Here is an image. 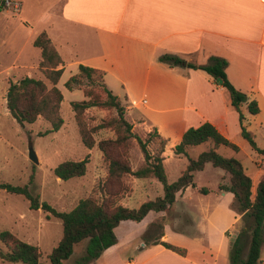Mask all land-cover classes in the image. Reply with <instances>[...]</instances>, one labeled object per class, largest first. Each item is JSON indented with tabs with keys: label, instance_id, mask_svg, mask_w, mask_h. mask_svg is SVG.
Wrapping results in <instances>:
<instances>
[{
	"label": "crops",
	"instance_id": "0c3cea01",
	"mask_svg": "<svg viewBox=\"0 0 264 264\" xmlns=\"http://www.w3.org/2000/svg\"><path fill=\"white\" fill-rule=\"evenodd\" d=\"M16 1L23 16L16 15L19 12L5 16L6 33L0 36V74L10 75V81L24 75L35 77L32 70L38 69L40 49L33 40L45 31L62 58L59 67L63 71L69 66L77 72L79 64L102 70L106 86L126 99L128 114H135V127L156 130L166 139L162 152L166 170L167 160L184 156L175 155L173 147L185 130L204 122L240 148L247 142L241 136L239 114L228 91L204 70L187 66L188 62L206 64L210 56H219L227 61L228 80L247 97L240 105L242 124L253 134L257 146L264 147V0H52L37 21L42 23L40 27L26 18L24 4L28 0ZM165 53L183 58L184 63L170 66L160 62L158 57ZM251 100L257 103L256 114L248 112ZM199 145H204L203 151L214 147L209 142ZM193 147L187 150L189 157ZM253 156L245 163L232 157L241 161L255 185L264 173V155L256 152ZM187 163L178 170L179 176ZM146 179L147 185L155 184L154 178ZM192 189L199 187L196 183L188 186L176 194L174 202L179 200L185 207L184 199L190 197L187 192ZM128 196L121 204L131 207ZM216 196L219 203L199 207L201 219L192 220L193 230L174 229L164 222L160 239L184 248V255L159 243L144 242L143 234L151 222L166 216L165 211L151 210L139 222L120 221L114 228L116 243L97 259L100 264H113V259H118L117 248L133 236L140 243L132 264H229L230 243L242 220L229 208L231 192L220 190ZM263 248L264 242L257 264H264ZM246 251L247 246L244 255Z\"/></svg>",
	"mask_w": 264,
	"mask_h": 264
},
{
	"label": "trees",
	"instance_id": "16d2710c",
	"mask_svg": "<svg viewBox=\"0 0 264 264\" xmlns=\"http://www.w3.org/2000/svg\"><path fill=\"white\" fill-rule=\"evenodd\" d=\"M1 3L0 0V8ZM33 45L40 49L38 69L48 83L40 78L27 75L16 81H10L5 96L6 108L18 123H31L38 117H42L50 123L49 131H58L63 124L60 114L63 94L56 86L63 71V68L59 67L62 64V58L45 31L35 36ZM158 60L170 66H180L184 61L183 58L168 53L160 55ZM187 66L204 70L214 81L221 79L220 85L228 91L231 105L239 114L241 136L254 151L264 155V147L257 146L253 134L242 124L243 115L240 105L247 100V97L228 80L225 72L226 59L212 55L206 64L197 65L188 62ZM103 76L102 70L79 64L77 72L64 82L68 90L85 87L84 95L89 97L71 102L81 142L85 147L91 149L95 144L90 130L86 129L83 121L85 109L100 106L113 108L116 111L115 116L92 128V131H95L101 127H111L115 132L114 139L102 140L97 144L107 162V174L99 187V192L103 194V197L99 199L95 195H90L79 199L70 210L58 211L47 202L40 201L37 195H33L28 185L0 182V190L22 195L29 201L30 209H42L60 219L62 234L48 254L47 264H63V261L73 253L74 246L83 240H87L83 254L77 257L73 264H90L106 248L116 243L114 228L120 221L139 222L151 210L166 211L174 203L178 192L184 191L188 186H195L194 173L202 170L206 163L221 168L225 172L228 181L219 184V190L232 193L233 198L229 208L240 215L242 220L237 236L230 243L229 264H257L260 259V248L264 242V173L254 185L239 159L222 156L215 150L217 146L222 145L237 152L239 147L223 136L211 123L204 122L197 127L186 129L181 140L173 147V153L186 156L188 163L175 181L168 182L162 156L166 139L160 137L156 130L147 133L149 136L147 140H143L134 133L132 123L124 116V106L120 98L106 86ZM89 86H99L105 93V98H100L88 88ZM247 109L250 114H256L259 110L255 100L247 103ZM151 135L159 139L160 148L156 153L150 152L147 148ZM133 140L137 142L143 156L142 162L136 168H132L128 161V150ZM208 142L214 147L202 151L195 158L188 156L187 150L190 147ZM87 158L64 160L54 167L53 173L61 180L83 176L86 171ZM125 175L158 180L162 185V195L146 200L135 208L118 203L117 201L129 190V186L123 182ZM198 190L207 193L206 188ZM163 226L162 220L152 221L143 234L144 242L159 243L179 255H184L186 253L184 248L160 239L163 236ZM151 229L154 232L150 233ZM156 231L158 232L155 233ZM148 238L153 239L148 241ZM0 241L6 247V251L0 250L1 260L12 263L45 264L40 261L41 251L37 245L21 240L11 231L1 230ZM245 246H247V251L244 255Z\"/></svg>",
	"mask_w": 264,
	"mask_h": 264
},
{
	"label": "rangeland",
	"instance_id": "374dc122",
	"mask_svg": "<svg viewBox=\"0 0 264 264\" xmlns=\"http://www.w3.org/2000/svg\"><path fill=\"white\" fill-rule=\"evenodd\" d=\"M51 2L52 0H28L24 4L27 20L31 24L40 27L42 23H37V21L41 18L43 10ZM0 9H2L0 13V36H2L6 33L4 31L3 18L5 16L8 17L10 14L12 15L13 12L2 5ZM5 10H8L9 13L7 14ZM16 15L23 16L20 12ZM2 61H6V58ZM39 71L38 69H33L32 73L35 77H39L48 83L44 75ZM74 73L75 70L72 67L66 66L56 84L63 93V101L60 107L63 124L58 131H49L51 125L42 117H38L31 123H18L6 108V90L12 78L8 74H0V182L12 185H28L33 195H37L40 201L47 202L58 211H68L76 205L79 199L90 195H95L99 199L103 197V194L99 192V187L107 174V162L104 160L97 144L99 141L115 138V132L111 127H101L92 131L93 127L115 116V109L93 106L85 109L83 121L86 129L90 130L95 144L89 149L81 142L71 102L88 99L89 97L84 95L85 87L73 90L65 88L64 82ZM88 88L98 94L100 98H105V93L102 92L99 86H89ZM119 98L124 106V116L132 123V131L143 140H147L149 137L147 133L153 132V130L146 131L136 128L132 122L135 114H128V111H126V99L123 97ZM29 145H32L35 151L38 159L37 163L31 161L28 156ZM238 147L240 148V146ZM147 148L150 152L156 153L160 148L159 139L151 135ZM203 150H205L204 145L193 147L190 149L189 155L195 157ZM217 152L225 157L235 156L243 163L249 162L254 157L253 155H256V151H253L245 141L238 153L222 145L218 147ZM85 157H88V162L83 176L61 180L54 175L53 169L60 162L69 159L81 160ZM142 160L143 156L140 148L137 142L133 140L132 146L128 150L129 164L132 168H136ZM186 161L188 159L185 156L166 161L165 171L168 182H173L179 177L178 170L182 168ZM223 175L224 171L221 168L207 164L203 171L196 173L194 176V182L199 189L206 188L209 190L207 194H203L196 189L189 190L187 195L190 197L184 199L185 207L181 206L179 200H177L165 211L166 216H159L156 220L167 221L174 229L193 230V227L190 226L192 220L201 219V215L198 213L199 207H205L207 204L213 206L217 202L219 203L216 196L220 192L218 186L228 181L227 176ZM256 180L254 178V181ZM148 181L146 178H135L133 182L132 176L125 175L123 182L129 186V190L117 202L121 203L122 199L129 195L126 201L131 207L135 208L146 200L161 196V183L153 179L154 187V185H147ZM1 230H9L21 240L37 245L41 251L40 261L47 264L48 254L61 237L62 225L60 219L52 216L49 212L42 209H30L29 201L22 195L0 190ZM152 232H154L153 229L150 230V233ZM86 241L83 240L76 244L73 253L67 260L63 261V264H73L74 260L83 254ZM139 241L133 236L130 239H126L125 243L117 248L118 259H113V264L132 263L138 253ZM0 250L6 251L5 245L1 241ZM261 255L264 258V248ZM100 262L101 260L96 259L91 264H100ZM0 264L24 263H12L0 259Z\"/></svg>",
	"mask_w": 264,
	"mask_h": 264
},
{
	"label": "built area",
	"instance_id": "2783aa9c",
	"mask_svg": "<svg viewBox=\"0 0 264 264\" xmlns=\"http://www.w3.org/2000/svg\"><path fill=\"white\" fill-rule=\"evenodd\" d=\"M2 6L12 11L13 13H18L20 9V4L16 0H3ZM126 264H132V263H126Z\"/></svg>",
	"mask_w": 264,
	"mask_h": 264
},
{
	"label": "water",
	"instance_id": "95a60500",
	"mask_svg": "<svg viewBox=\"0 0 264 264\" xmlns=\"http://www.w3.org/2000/svg\"><path fill=\"white\" fill-rule=\"evenodd\" d=\"M216 82L217 83H221V79H217ZM28 156H29L30 160L33 161L34 163H37L38 162L37 156L35 154V151L32 148V145H29V148H28Z\"/></svg>",
	"mask_w": 264,
	"mask_h": 264
}]
</instances>
